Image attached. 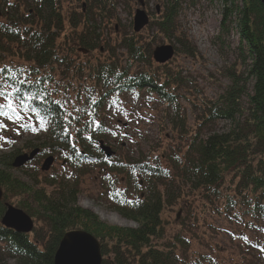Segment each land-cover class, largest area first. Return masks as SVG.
<instances>
[{"label":"trees","instance_id":"1","mask_svg":"<svg viewBox=\"0 0 264 264\" xmlns=\"http://www.w3.org/2000/svg\"><path fill=\"white\" fill-rule=\"evenodd\" d=\"M85 1L83 11L82 0H0V67H11L18 79L39 80V86L51 92L49 101H69L64 108L34 102L47 117V130L40 129L34 113L22 110L25 126L20 135L34 134L36 139L18 147L9 144L10 153L0 154V221L5 203L28 193L26 201L15 205L30 217L32 212L46 227V231L19 233L0 222V264H53L59 241L73 229L98 240L103 264H231L193 245L194 239L203 244L204 237L191 226L207 216L244 227L264 223L263 4L210 0L221 6L216 40L224 43L222 38L234 25L239 63L226 69L229 85L222 93L213 100L201 97V111L190 123L177 90L182 85L180 73H170L168 62L159 65L152 59L155 34L144 39L131 26L116 41L124 61L115 57L113 48L103 61L94 63L67 54L78 49L89 54L106 43L103 23L114 16L118 2ZM195 1L157 0L158 12L145 26L173 40L174 54L196 55L179 24L183 6ZM65 40H69L67 50ZM143 94L166 105L164 116H169L172 139L177 135L178 144L166 142L161 149L150 147L131 156H121L116 149L113 156H105L99 141L109 144L114 134L107 120L110 111L122 97L139 99ZM0 103L6 101L0 98ZM74 106L81 111H73ZM65 109L76 118L65 119ZM218 121L228 126L209 130ZM35 148L38 154L25 165L32 172L24 173L32 183L23 182L12 174V162ZM47 155L61 163L59 170H40L38 163ZM93 171L100 174L96 201L135 226L108 224L77 205L80 181ZM193 201L199 203V210ZM176 206L184 215L179 228L166 234L164 213ZM244 237L242 245L247 249L259 247ZM243 259L244 263L241 259L235 264H259V260Z\"/></svg>","mask_w":264,"mask_h":264},{"label":"rangeland","instance_id":"2","mask_svg":"<svg viewBox=\"0 0 264 264\" xmlns=\"http://www.w3.org/2000/svg\"><path fill=\"white\" fill-rule=\"evenodd\" d=\"M143 1L144 10L149 16V19H151V16L157 12L158 2L157 0ZM117 2V8L114 13L115 18L113 16L109 22L103 23L102 34L104 40L106 39V43H101L100 50L96 49L89 54H85L79 49L76 51L68 50L67 54L69 56L76 61L90 60L94 63L98 60L103 61V57L110 55V50L113 48L115 57L118 60L124 61V52L117 48L116 41L131 28L132 23L130 24V22H132L134 12L139 7V4L136 0H117ZM85 3L86 1L82 0L81 7L84 9L83 11L86 9ZM65 5H67L66 2ZM221 19L220 4L210 0H196L193 4L184 5L179 16V24L187 34L191 46L196 48L197 52L194 57H187L181 52H176L172 59L169 60L167 69H169L170 73L176 71L180 73L179 76L182 79V85L177 90L181 95L180 103L190 123L193 121V117L197 114V111H201L198 106L202 99L201 97H204L205 100H213L219 93H222L229 85L226 69L233 63H237V65L239 63L237 35L234 25L231 24L228 36L222 38L224 43L216 40L220 33ZM138 33L144 39L150 38L151 35L155 34L153 49L155 46L163 44H172L175 46L173 40L170 41L160 33H155L154 28L148 31L144 27ZM65 41L63 47L65 46L67 50L66 46L69 44V40ZM148 97L146 94H143L139 99L129 96L122 97L116 109L110 111L107 120L109 128L112 129L114 134L110 138L109 144L106 145L112 149L114 154L116 153V149L117 154L121 156H131L136 155L140 150L147 152L150 147L156 148L159 146V149H161V147L165 146L166 142L174 141V144H178L179 138L177 135H174L175 139H172L173 132L170 127L169 116H164L166 115L164 111L167 110L166 105L155 98L149 99ZM0 123L6 125L5 128H0V136L6 138L0 140V154L10 153L11 148L9 144H14L15 147H18L28 139H36L37 135L34 134L24 133L20 135V130L23 125L22 119L19 122H14L8 120L7 117H2ZM227 126L228 124L226 122L218 121L209 130L215 129L220 131ZM209 130L204 129V132L207 133ZM116 140L119 141V146L116 145L118 143ZM159 155L161 154L159 153ZM47 156L41 157L38 163L40 168ZM60 164L59 161L55 160L51 165V169L59 170ZM12 168V174L16 178L23 182L32 183L28 176L24 174L32 172L29 166ZM99 178L100 174L98 171H93L83 176L80 181V193L77 196V205L91 210L100 220L108 224L135 226L136 224L134 222L122 218L103 202L96 201L100 186ZM48 191H51V189H48ZM28 195V193L22 196L16 195L12 197L11 201L13 203L9 204L19 208L15 205V202L24 201L28 198ZM192 203L193 205L195 203L196 210L200 209L199 203L194 201ZM31 214L34 222L33 229L46 231L43 222L38 220L32 212ZM181 215L183 216L184 212L179 206L167 210L164 213V218L167 221L166 234L173 233L176 231V228H179L177 224ZM191 228L200 234L203 233L202 237H204L203 244H197L198 242L194 239L193 245L201 250L205 249V251H208V253H211L220 261L224 260L235 264V260L239 262L242 259L244 263L243 258L246 257L248 261L253 260L256 262L259 260V264H264V250H262L264 249V223H254L253 225L244 227L236 223H230L228 220L219 216H207L205 220L202 219L199 225L193 224ZM243 235L251 240V242L259 243V247L247 249L246 246L242 245L245 242L243 241ZM9 263H13V261Z\"/></svg>","mask_w":264,"mask_h":264},{"label":"water","instance_id":"3","mask_svg":"<svg viewBox=\"0 0 264 264\" xmlns=\"http://www.w3.org/2000/svg\"><path fill=\"white\" fill-rule=\"evenodd\" d=\"M136 1L139 7L136 8L133 15L132 30L138 33L149 23V16L144 10V1ZM259 1L264 6V0ZM156 9L158 12V6ZM174 53L175 50L172 44L157 45L152 51V58L156 63L164 64L172 59ZM99 144L107 157L114 153L109 146L104 145L103 141H99ZM38 151L39 149L35 148L29 153L17 155L12 162V167L23 166L26 162L32 160ZM53 160V156L46 157L41 165V170L48 171ZM1 197L2 190L0 187V199ZM0 222L3 226L19 233H30L34 227L32 218L25 211L9 203H5V211ZM53 264H103L100 243L93 235L84 230L66 231L54 253Z\"/></svg>","mask_w":264,"mask_h":264},{"label":"snow or ice","instance_id":"4","mask_svg":"<svg viewBox=\"0 0 264 264\" xmlns=\"http://www.w3.org/2000/svg\"><path fill=\"white\" fill-rule=\"evenodd\" d=\"M23 85H30V87H22ZM39 80L31 79H18L14 70L9 66L0 67V98H3L6 103H0V117H7L8 120L14 122H19L23 117L21 116L22 110H27L35 114L39 121L40 129L47 130L50 126L46 115H42L38 107L34 106L35 101H39L41 105H47L49 103H55L61 108H64V104L69 103V101H64L62 104L60 100L49 101L48 97L51 92L47 88H41ZM97 101L93 99L92 103ZM73 111H81L78 107H73ZM66 115L65 119L72 117L73 113L65 109ZM31 119V117H29ZM99 126L98 121L96 122ZM25 126V125H22ZM6 125L0 123V128H5ZM36 131V128L32 129ZM6 139L0 136V140ZM245 239H247L245 237ZM264 250V249H262Z\"/></svg>","mask_w":264,"mask_h":264}]
</instances>
